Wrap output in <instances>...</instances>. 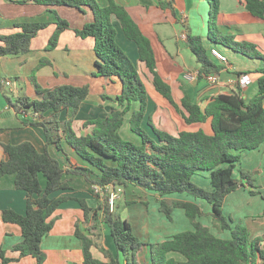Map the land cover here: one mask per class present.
<instances>
[{
	"label": "trees",
	"instance_id": "trees-1",
	"mask_svg": "<svg viewBox=\"0 0 264 264\" xmlns=\"http://www.w3.org/2000/svg\"><path fill=\"white\" fill-rule=\"evenodd\" d=\"M28 1L46 6L77 8L83 13L89 12L90 19L82 26H72L68 19L52 9L56 21H15L11 32H0V58L29 53L33 39L49 25L56 24L46 49L56 48L61 34L68 29H73L79 37H91L95 55L93 75L119 83L120 92L114 96L102 95L103 99L112 100L114 105L106 115L86 120L84 125L91 127V130L82 134L78 133L74 123L90 94V88L69 83L49 88L40 85L35 72L50 64L49 59H42L33 70L35 98L22 96L13 100L4 94L9 105L17 112L31 109L38 113V119L31 124L43 128L46 145L40 151L30 141L3 144L8 157L0 162V178L7 174L15 175V187L26 192V211L21 213L12 208L2 210L4 222L20 227L22 240L13 247L18 252L16 257L7 256L5 250H0V264L27 256L35 258L36 264H45L47 254L42 242L54 227L55 218L52 215L72 198L54 193L74 190L71 182L76 176L84 177L90 184L89 191L97 203L93 207L87 199L74 197L83 210V222L87 224L94 220L87 228L94 237L76 223L75 234L82 241L83 264H139L138 252L146 244L134 233L127 218L111 211L107 203H102L96 186L123 190L140 187L152 191L160 196V211L169 219H172L174 208L185 210L192 228L179 231L163 241L150 243L152 264H264L263 238H251L248 229L241 223L232 226L223 212L226 197L244 186V179L253 185L251 172L239 164L242 152L257 149L264 143V65L255 71L237 72L238 75L260 73L258 91L250 99L243 97L241 91L221 93L203 107L186 95L179 105L173 98L171 85L158 71L150 38L124 5L115 0H108L106 5L98 0L18 2ZM173 2L158 0L163 9H174ZM208 2L214 8L213 20L207 32L209 42L264 62V53L256 42L239 39L236 34L222 29L221 25L230 26V23L218 19L220 0ZM240 2L250 13L264 21V0ZM185 42L199 63V78L219 73L225 67L212 52L213 57L209 56L200 35L187 32ZM137 61L145 63L153 75L155 89L181 112L188 128L172 133L156 125L153 119L156 105L150 109L152 99ZM135 103L137 108H134ZM130 112L129 129L136 140L126 138L121 131ZM197 124L206 126L191 129ZM62 141L83 163L73 161L68 156L70 165L65 168L50 153L49 144L55 143L59 149H63ZM236 170L239 178L235 175ZM198 174L207 175L210 189L194 183L193 177ZM41 175L45 177V184H42ZM176 193H185L193 200L165 198ZM197 200L211 205L214 226L220 231L230 230V238L217 236L200 221L204 210ZM131 202L127 201L126 204ZM99 216H103L101 221L108 226L114 239L116 255L96 241L101 234ZM94 248L99 249L107 260L97 258L93 254ZM169 253H178L182 258L168 256Z\"/></svg>",
	"mask_w": 264,
	"mask_h": 264
},
{
	"label": "crops",
	"instance_id": "crops-1",
	"mask_svg": "<svg viewBox=\"0 0 264 264\" xmlns=\"http://www.w3.org/2000/svg\"><path fill=\"white\" fill-rule=\"evenodd\" d=\"M98 1L102 5H106L108 2V0ZM115 1L127 8L133 18L139 23L143 32L150 38L157 58L158 71L163 76V78L171 85L173 98L176 103L180 104L182 98L187 95L193 101L200 103L204 107L213 97L221 93H234L237 91H241L243 97H245L246 99H250L257 93L258 87H255V85H257V79L260 76V73H248L251 77V81L248 85H246V87H241L237 82V72L255 71L258 67L264 65V62L261 59L257 61L249 59L251 61H247L244 58V55L241 53L235 52L220 45L213 46L214 48L219 49V51H221L228 59V61L224 63L225 67L219 73H216L217 80L214 82L209 81L206 77H198V62L194 66L188 64L187 56L183 54L185 45L180 43L181 41L179 40V35L180 33L186 35L187 32L197 34V31H200L199 34L202 36V38H206L208 40L205 24L206 17L204 14L207 0H174V9H163L159 6L158 0ZM27 3L33 2L28 1L25 4ZM48 7L55 9L60 16L68 19L73 26H82L86 21L90 19L89 12L83 13L77 8L67 6ZM78 17L85 22L81 24L77 20ZM52 18L53 16L50 17V19ZM218 19L220 22L225 21L227 23H230V26H227L226 24L221 25L222 29L225 32L236 34L239 39L252 40L258 43L262 47V49H264V21L260 20L258 17L250 13L242 4V2H240V0H220V12L218 15ZM179 25H182L184 29L180 31L178 27ZM45 57L46 59H49L51 63L42 66L38 70V76L40 78H48L46 82L49 87L66 84L67 80L63 79L62 76L68 77V74L66 75L65 73H62V76L58 74L57 76L56 72H54L53 70H49L50 65H53L51 56L50 58H47V56H40L38 54L32 56L27 53L19 56H6L0 58V77L2 78V82H0V162L6 160L8 157L3 148L4 143L18 144L23 141H30L37 147L38 150L43 151L45 149L46 135L43 128L41 126L31 124V122L38 119V113L34 112L31 109L17 112L14 107L9 105L4 95L7 94L8 96L12 97L13 100H16L22 96H27L30 99L35 98V91L33 92L32 87L27 83V75H23L22 72L26 67L29 66L35 68L37 64L40 63L41 60ZM4 58H10L9 60H11L13 67L18 71L16 73V75H18L17 77H19L20 80L24 79L23 82L25 83L27 90L23 88L22 84L20 86L17 85L18 80L14 81V78L13 80L11 76L5 75L7 68L4 64ZM181 58L184 59L183 62L181 61ZM90 61L95 62V55L90 59ZM244 63H249L250 65L245 66ZM137 65L141 75L145 74V77H142L146 82L149 94L152 99L150 109L158 101L170 104V102L155 89L152 82L153 75L146 67L145 63L142 61H137ZM190 72H195V75H193L192 79H190L188 76ZM196 75L197 77L194 78V76ZM103 78L105 81L112 83L110 78ZM4 79H11L13 81V86H5L3 82ZM54 80L56 82L50 84V81ZM251 84L255 85L251 86ZM30 90L32 91V93L29 94ZM102 102L103 104H105L104 99L94 103H96L97 105L101 104L102 106ZM85 104H87V102H84L82 104L77 116L78 118L76 117L75 121L81 118V112ZM137 107L138 105L135 103L134 108ZM64 116L65 112L62 113V118H64ZM156 125L160 127L157 123ZM124 126L121 129L122 133ZM201 126L204 127L206 125L197 124L192 126L191 129H197ZM126 135L127 134H124L126 138H129L127 137L128 135ZM48 148L50 153L58 158L65 168L69 167L70 165L68 156H70L73 161L83 163L64 141H62L63 149H59L55 143H50ZM244 154H247V159L255 158L260 164L259 173H261L262 183L251 185L250 188H248L249 192L243 191V193H241L242 198L239 195V204L237 200L235 201V203H237V209H235V211L238 213L236 218L238 219L239 223L245 225L250 233L251 238H255L258 236L263 238L261 245L262 248H264V143H262L257 149L242 152L241 162L239 164L240 167H243L242 160L244 159ZM238 174L239 172L238 170H236V177H238ZM66 176L70 177V175ZM203 176L207 178V175ZM41 181L42 184H45L46 182V180L44 182L42 179ZM71 184L73 186L76 184L77 187L74 186V190L58 191L54 193V195L56 196L66 195L72 198L62 204L52 215V218H55L54 227L44 237L42 242V248L47 254L45 264H83L84 257L82 251V241L75 234L76 223L80 225V228L85 233H87L91 237H94V235H92V233L87 230L88 226L93 223V220L87 224L83 222V210L79 202L74 199V197L85 198L87 199L89 204L94 207L96 199L89 191V188L91 186L82 176L74 177ZM207 188H211L210 181H208L207 183ZM240 188L238 189L241 190ZM250 190H255L257 191V193L252 194ZM123 191L125 200L127 199L129 201H135V206H138L137 217L134 218L135 222H132L131 218L127 217V219L133 226L134 233L136 231L139 233V231L141 230L140 227H143L142 223L146 222L144 219L147 216L149 217L147 226L150 230V234L142 235L139 233L138 235L137 232L135 234L144 243H146L138 252L139 264H152L151 247L149 244L163 241L171 237L173 234L184 229H191V222L186 216L185 210L182 208H174L172 212L173 217L172 219H169L163 212L159 210L160 202L158 200L160 196L152 191H146L140 187H128ZM232 193H230L226 197L223 207H226V204ZM179 194L180 193L166 195L165 198L193 200V198L187 194L184 195V197H181V195ZM260 196L262 199L260 198ZM145 202L148 205H145ZM196 202L202 207L204 211L211 209L212 213V207H209L206 204V201L197 200ZM148 207L151 209V212H149ZM8 208L15 209L21 213H25L26 211V192L15 187V175L13 174H7L0 178V250H5L7 256L16 257L18 255V252H15L13 250V247L15 244L22 240V234L21 229L17 224L6 223L3 221L1 215L2 210ZM129 209L130 207H128V210ZM176 209L183 210V213H181L180 215L181 220H183L184 222V226L182 228H180L178 223L174 220ZM102 217L103 216H99V220H102ZM230 218L232 219V217ZM235 224V221H233L232 219L231 225ZM205 225L210 227L212 232H214L219 237L229 238V235H231L230 230H218L213 224V218L211 222H207ZM100 227L101 236H98L96 238V241L100 244L101 247L110 249L112 253L116 255V244L112 235L110 234L108 226L101 221ZM93 254L101 260H107L104 254L97 248L93 249ZM168 256L181 259V257L175 253H169ZM8 264H36V259L31 256H27L22 258L21 260L12 261Z\"/></svg>",
	"mask_w": 264,
	"mask_h": 264
},
{
	"label": "rangeland",
	"instance_id": "rangeland-1",
	"mask_svg": "<svg viewBox=\"0 0 264 264\" xmlns=\"http://www.w3.org/2000/svg\"><path fill=\"white\" fill-rule=\"evenodd\" d=\"M18 1H22V0H13V1L0 0V32H3V33L11 32L12 31L11 26H13L15 20L21 21L24 19H28L31 21L34 20V21H42V22H44V21H56L57 20L55 13L51 12L52 8H49L48 6H45L42 4H37V3L25 4L22 2H18ZM213 13H214V8L210 6V4L207 0L206 6L204 9V14L206 17V21H205L206 32H208L209 23L212 22V20H213L212 19ZM51 16H53L52 19H50ZM77 20L81 24H83L85 22L84 20H82L79 17L77 18ZM195 21H196V19H195ZM202 23H203V21H202ZM56 27H57L56 24H51L46 29L42 30L33 39L31 51L29 52V54L32 56H35L36 54H38L40 56H47V58L48 57L50 58V56H51V59L53 60V65L52 64L50 65V67H49L50 71L53 70L54 72H56V75L58 74L61 76L63 75L62 73H65L66 75L68 74V77L62 76V78L67 80V83H69V84H73L75 86H84V85L89 86L90 94H89L87 100L85 101V102H87V104H85L83 106V110L81 112V118H79L80 120L78 119L74 123L75 128L78 131V133H80V134L86 133L87 131L91 130V127H86L84 125V122L88 119H93L96 116L107 114L110 111L111 104L114 105V102L110 99H104L105 104H103V102H102V104H103L102 106H104V107H102L101 104L97 105L94 102L101 101L103 99L102 98L103 94H107V95L110 94V96H114L111 94L116 95V93H119L120 92V84L117 82L116 83L115 82L109 83V82L105 81L103 77L93 75L94 61H90V59L93 58V56H94V50H93L94 42H93V39L91 37L90 38L79 37L76 35V33L74 32L73 29H68L61 34L60 39H59V43H58L56 48H54L53 50L46 49L47 45L49 44V39H50L51 35L53 34V32L55 31ZM178 27H179L180 31L182 29H184L182 25H179ZM197 32H198L197 34L196 33H194V34L200 35L199 34L200 31H197ZM179 36H180L179 40L181 41L180 43L185 45L184 49H183V54H185L187 56L188 64L194 66L195 64H197L196 57L192 53V51L186 46L185 39L183 38L184 34L180 33ZM202 40H203L204 46L206 47V49L208 51L209 56L213 57V55L211 54V49L213 48V46H216V45H212L210 43L211 44V46H210V44L206 38H202ZM259 48L264 53V49H262V47L260 45H259ZM244 58L247 61H251V60H249L250 58L245 56V55H244ZM9 59L10 58H4V64L6 65V68H7L5 75L11 76L12 79L13 78L15 79V80L13 79L14 81L18 80L17 85L20 86L22 84L23 88L27 90L25 83L23 82L24 79L20 80V78L17 77L18 75H16V73L18 71L13 67L11 60H9ZM257 60L258 59H253V61H257ZM181 61L183 62L184 59L181 58ZM244 64H245V66L250 65L249 63H244ZM33 70H34V68H32L31 66L26 67L23 70L22 74L27 75V77H26L27 83L29 86L32 87V91L34 92L35 88H34V83L32 80V75L34 74ZM38 70L35 72V75L37 77V81L43 87L49 88V85H47V82H46L48 78H46V77L40 78L38 76ZM60 71H61V73H60ZM193 75H195V72H190L188 76L190 79H192ZM197 75L194 76V78L197 77ZM142 76L145 77V74H143ZM54 82H56V81L55 80L50 81V84H53ZM152 82H153V79H152ZM254 85L255 84H251V86H254ZM255 87H258V85H255ZM32 91L30 90L29 94L32 93ZM180 104H181V102H180ZM155 105H156V107L154 108V111H153V113H154L153 118H154L155 122L161 128L167 129V130L171 131L172 133H178L179 130L187 128L185 123H184V118L182 117L181 112L178 111L175 107H173L169 103L166 104V103H162L160 101L156 102ZM130 115H131V112L128 113L126 116V122H125V126L123 129V133L127 134L128 136L127 135L126 136L129 138H132V140H136V136L131 131H129V117H130ZM246 157H247V154H244V159L242 160L243 167L251 172L252 178H253V181H252L253 184H261L262 183L261 182V173H259L260 164L258 163V161L255 158H253V159L248 158L247 159ZM263 167H264V162H263ZM239 177H240V175L238 174V178ZM41 179L45 182V178L43 176L41 177ZM208 179H209L208 177L205 178L203 175L198 174L193 178V181L197 185L208 189L207 188V183L209 181ZM243 182H244V187H241L240 188L241 190L237 189L236 191H234L231 194V196H230V198L226 204V207H223V212H224L225 216L229 219L230 224L232 223V219H233V221H235L236 224L239 223L238 219L236 218L238 213L235 211V209H237L236 208L237 203H235V201L237 200V202L239 204L240 196L242 198L241 193H243V191H248V188H250V186H251L250 183L246 179H244ZM74 186L77 187L76 184ZM96 192L100 195L102 203H107L110 206L111 211H114L116 213H121V215L124 218L130 217L132 222H135L134 218L137 217V213H138L137 207L138 206H135V204H136V203H134L135 201H132L130 204H126L127 201H129V200H127V199L125 200L124 191L122 188H120V189H119V187L116 189H114L112 187L107 188V189L99 188L98 190L96 189ZM113 194H116L117 196L114 197ZM179 195H181V197H184V195H186V194L180 193ZM94 198H95V196H94ZM112 198H113V201H112ZM260 198H261V196H260ZM96 204L97 203L95 202L94 206H96ZM144 204L148 205L146 202ZM206 204L209 207H211V205L209 203L206 202ZM128 207H130L129 210H128ZM148 210H149V212H151L150 208ZM159 210H160V208H159ZM207 212H209V213H207ZM229 212H231L233 215ZM181 213H183L182 209H176L175 214H174V217H175L174 220H175V222L178 223L180 228H182L184 226V222L180 218ZM172 217H173V214H172ZM230 217H232V219ZM199 219L201 220L202 223H205V224L207 222H211V220H212L211 209L205 210L204 215H202ZM144 220L146 222L142 223L143 227H140L141 230L139 231V233L142 235H145V234L148 235V234H150V230L147 226V222L149 221V217L147 216ZM99 221H101V220H99ZM91 225H92V223L90 224V226ZM90 226H88V227H90ZM232 226H235V225H232ZM243 226H245V225H243ZM186 230H188V229H186ZM93 233H94V231H93ZM139 233H138V235H139ZM99 236H101V234ZM229 236L231 237V235H229ZM54 253H56V252H54ZM175 254L179 255L182 258V256L180 254H178V253H175ZM71 264H73V263H71Z\"/></svg>",
	"mask_w": 264,
	"mask_h": 264
},
{
	"label": "built area",
	"instance_id": "built-area-1",
	"mask_svg": "<svg viewBox=\"0 0 264 264\" xmlns=\"http://www.w3.org/2000/svg\"><path fill=\"white\" fill-rule=\"evenodd\" d=\"M183 38L186 40V35L185 34H184ZM211 52L221 62L225 63V62L228 61L227 57L221 51H219V49L213 47L211 49ZM197 74H198V72H197ZM206 78L209 81L214 82V81L217 80V74L216 73L210 74V75L206 76ZM250 81H251V77H250V75L248 73H244V74L238 75L237 82H238L239 86L246 87V85H248L250 83ZM3 82H4V85L7 86V87H12L13 86V81L11 79H4ZM99 188H101V187L96 186L97 190ZM113 196L115 197L117 195L113 194ZM112 201H113V198H112Z\"/></svg>",
	"mask_w": 264,
	"mask_h": 264
}]
</instances>
